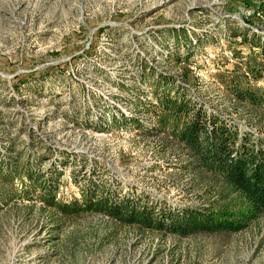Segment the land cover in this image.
Segmentation results:
<instances>
[{"label": "rangeland", "instance_id": "1", "mask_svg": "<svg viewBox=\"0 0 264 264\" xmlns=\"http://www.w3.org/2000/svg\"><path fill=\"white\" fill-rule=\"evenodd\" d=\"M263 43L264 0H0V165L60 171L64 202L95 187L160 215L211 203L224 180L188 167L158 98L179 92L264 144V109L229 87ZM0 264H264V213L183 237L0 199Z\"/></svg>", "mask_w": 264, "mask_h": 264}, {"label": "trees", "instance_id": "2", "mask_svg": "<svg viewBox=\"0 0 264 264\" xmlns=\"http://www.w3.org/2000/svg\"><path fill=\"white\" fill-rule=\"evenodd\" d=\"M241 35L245 43H260L258 38H248L245 33ZM261 50L264 52V46ZM244 65L245 71L233 73L234 79L229 86L231 92L239 102L264 109V87L251 83V80L257 81L264 76V64L251 58ZM158 106L161 110L157 114V127L160 131L170 132L187 147L191 156L188 167L206 169L224 180L226 190L220 191L211 203L160 215L156 207H136L126 199L117 201L105 194L97 195L95 187L82 192L80 201L64 202L56 198L55 183L62 174L60 171L55 172V178L50 181L45 179L40 169L20 166L18 170L12 164L0 165V181L5 187L0 189L1 201L8 203L16 197L21 200L37 197L63 215L95 211L120 224L135 225L143 230H167L183 237L199 232H239L246 229L264 213L262 140L252 139L249 134L242 135L236 127L179 92L175 96L170 93L160 96ZM23 177L27 181H23ZM17 181H20L18 185ZM35 193L39 195L34 196Z\"/></svg>", "mask_w": 264, "mask_h": 264}]
</instances>
